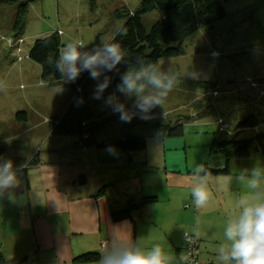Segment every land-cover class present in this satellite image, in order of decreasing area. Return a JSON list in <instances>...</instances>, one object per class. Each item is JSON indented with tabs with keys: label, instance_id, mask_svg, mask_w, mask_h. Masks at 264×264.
<instances>
[{
	"label": "crops",
	"instance_id": "crops-1",
	"mask_svg": "<svg viewBox=\"0 0 264 264\" xmlns=\"http://www.w3.org/2000/svg\"><path fill=\"white\" fill-rule=\"evenodd\" d=\"M8 4L16 5L18 10L16 2L0 0V6ZM16 10L8 15L13 30ZM119 22L118 30L122 25ZM67 51L61 52L65 64L75 58L72 55L64 59ZM10 59L5 67L10 74L29 73L28 67L35 66L30 61L36 63L28 51L24 55V50L20 62L13 53ZM98 66L96 62L88 80L78 81L90 112L89 143L81 135L53 134L47 121L61 117L75 97L76 90L70 82L49 85L42 79L38 81L42 77L39 65L36 76L29 78L26 92H20L12 100L14 94L6 92L5 75H0V264H138L152 260L156 264H182L186 234L193 235L201 245L199 264H264V172L237 184H232L229 178L218 182V177H231V159L224 168L201 175L187 161V154L186 163L180 165L167 149L162 157L156 155V165H148L149 156L110 145L141 138L134 137L138 136L137 130L135 127L130 130L128 125L136 126L132 117L136 118L144 108L150 109L143 100L146 98L150 104L152 97L143 92V98L137 86L159 85L160 79L150 75L144 82H138L135 73L143 75L145 70L128 69L124 79L110 87L102 81L105 67L94 76ZM125 79L134 84L125 86L122 84ZM206 87L203 94L213 89L210 85ZM253 88L261 100L264 87ZM237 92L236 88L224 89L220 97ZM206 97L209 96L202 98ZM213 101L216 104V99ZM20 110H24L26 119L17 120ZM247 115L245 127L233 130L224 120L229 124L228 132L217 136L227 135L223 141L239 138L251 125L255 134L264 133L253 111ZM171 128L170 123L161 125L162 135L148 137L147 146L150 139L176 136L169 134ZM45 140L43 147L41 143ZM220 150L226 158L222 147ZM197 175L210 180L203 188L204 199L196 200L193 232L191 207L183 209L182 204L192 198V188H200L193 183ZM169 186L179 190L172 192ZM166 200L167 206L155 208L156 203ZM126 208H130V216L114 218V212ZM216 212L220 215L217 213L214 219L211 216ZM89 253H94L95 258H80Z\"/></svg>",
	"mask_w": 264,
	"mask_h": 264
},
{
	"label": "rangeland",
	"instance_id": "rangeland-1",
	"mask_svg": "<svg viewBox=\"0 0 264 264\" xmlns=\"http://www.w3.org/2000/svg\"><path fill=\"white\" fill-rule=\"evenodd\" d=\"M5 1L16 2L19 7L29 0ZM141 2L142 0H34L27 4L23 23L18 31L10 29L8 17L11 10H16V5L8 4L7 7L1 5L0 75L2 73L5 75L6 89H8L6 92L14 94L12 100L18 98L20 92H26L29 88L30 76L35 77L38 73L36 70L40 68L38 64L30 61L35 66L28 67L29 73H7L6 70L9 68H5L6 61L11 60L12 53L18 61L15 48L7 43L8 38L12 37L16 40L18 38L16 34H18L20 38L26 40L23 44L25 55V52L29 53L35 39L45 36L50 31L52 33L60 31L57 35L61 39V44L69 50L68 56L64 59L74 55L75 58L71 61H77L80 58L97 60L106 45L114 38L120 25L113 12L124 5L136 11ZM222 2L226 7L227 16L213 28H202L197 34L191 36L184 43L183 54L160 59L146 68V73L143 75L141 72L135 73L138 82H144L152 75L160 79V84H152L151 87L148 84L137 86L143 98L144 93L148 92L152 99L150 104L146 98L143 100L144 106L151 110L144 108L136 118L132 117L136 126L128 125L130 130L136 128L138 136L134 137H144L149 141L148 137L162 135L161 125L170 123L172 128L183 126V134L171 136L165 140L164 138L150 139L146 150L137 151L142 156H149L150 164L147 163L148 165H156L158 163L154 160L156 155L162 157V152L169 149V153L180 165L186 163L187 154L189 158L187 161L201 175L204 172L224 168L227 157L225 158V154L220 150V142L227 135L217 136L220 132H218L219 124L216 121L220 116L231 124V130H233L238 128L240 122L248 119L247 112L253 111L257 124L264 131V95L259 100V93L257 94L256 88L250 85V80L258 83L264 80L262 78L264 77V0H222ZM158 17L157 11L145 14L142 21L146 29L149 30ZM67 52H64V55ZM5 56L9 58L5 59ZM96 62L99 66L94 70V76L104 67L103 62ZM41 79L42 77L38 81ZM125 80L126 82L122 83L125 86L134 84ZM76 83L79 84L77 79ZM215 83L221 85V90L236 88L238 92L217 96L216 104H213L215 98L211 96L212 94L206 98L202 97L208 96L205 94L208 88L206 86L210 85L214 90ZM231 92L234 93L235 90ZM196 100L198 101L195 104ZM190 104L192 106L189 108ZM234 106L240 107L235 109ZM155 126H157L156 129H154ZM224 132H228V129ZM255 135L251 125L239 134L238 139H249ZM218 138H221L220 141L217 140ZM45 142L46 140L41 143V146L44 147ZM20 145L23 146V144ZM230 158L229 167L232 175L231 177L223 176L222 179L218 177V182H224L225 178H229L228 181L237 184L246 182V178L249 181V177H257L264 172V159L256 150L246 158L236 156ZM194 180L193 183L200 188H192L190 190L192 198L190 196L187 201H184L188 203L187 205L182 204L183 209L191 207L189 208L192 214L190 231L193 232L196 225L195 215H197L196 200H201L204 194L203 188L209 185L205 183L210 179L203 180V176L197 175ZM199 180H201L200 183ZM169 189L172 192L179 190L178 187L171 186ZM160 202L156 203V209L167 206V200ZM217 213H213L215 215L211 217L217 218ZM203 218L207 219L206 216ZM199 247L201 248L200 243ZM186 256L187 253L183 259Z\"/></svg>",
	"mask_w": 264,
	"mask_h": 264
},
{
	"label": "trees",
	"instance_id": "trees-1",
	"mask_svg": "<svg viewBox=\"0 0 264 264\" xmlns=\"http://www.w3.org/2000/svg\"><path fill=\"white\" fill-rule=\"evenodd\" d=\"M30 1L34 0L28 2ZM28 2L21 4L14 15L13 27L15 30H19L22 26ZM153 11H157L159 17L148 30L142 21L143 16ZM226 16L227 11L222 0H142L134 12L127 6H123L114 15L117 20L122 21V25L101 54L106 69L102 81L110 87H114L124 79L128 69L144 71L164 57L183 54L186 40L202 28H213L218 21ZM61 45L57 33L39 37L32 44L29 57L41 66L42 79L49 85H60L64 81L73 85L67 75L69 72V75L76 78L77 81L88 80L96 60L80 58L65 64L60 52ZM219 86L220 95H222L224 90H221V85ZM73 87L75 88L74 85ZM16 118L17 120L26 119V113L20 111ZM54 119H58L59 122H49L53 134L81 135L83 121L90 119L84 91L83 94L76 93L66 112L61 117ZM246 123L247 120L241 122L239 127H245ZM88 131H92V128H88ZM181 133L182 125L169 130L170 135ZM220 139L217 140L220 141ZM110 145H120L128 151L146 150L147 139L144 137L125 139L110 143ZM220 146L226 153L227 161L233 156H249L254 150L260 151L264 159V133H257L249 139L234 137L221 140ZM128 204L134 205L131 202ZM128 216H130V208L114 212L116 219ZM80 258H95V254H85ZM156 263V260L138 262V264Z\"/></svg>",
	"mask_w": 264,
	"mask_h": 264
},
{
	"label": "built area",
	"instance_id": "built-area-1",
	"mask_svg": "<svg viewBox=\"0 0 264 264\" xmlns=\"http://www.w3.org/2000/svg\"><path fill=\"white\" fill-rule=\"evenodd\" d=\"M57 34L60 33V31H57L55 32ZM25 40L23 38H20L18 37L16 40L12 37L8 38L7 39V43L10 47H13L15 48V54L18 56V61H21L22 60V53H23V44H24ZM67 50L65 48V46H62L60 47V52H63ZM97 60H102V56H99ZM69 79L71 80V82L73 83V85L75 86V90H76V93L78 94H83V87L81 84H78L76 83V78L72 77L71 75H69ZM250 85L253 86V87H257V86H263L264 87V84H260L258 82H255L253 80H250ZM262 93H264V89L262 91ZM212 94V96L214 98H217V96L220 95V86L219 84H216L214 86V90L212 91H209L207 93V95H210ZM116 112H119V110H115ZM48 122H52L54 121L55 123H58L59 120L58 119H54V118H50L47 120ZM89 124L90 122L88 120H84L83 121V132L81 133V137H82V140L84 142H87L89 143L90 141V134L88 132V128H89ZM218 124H219V132H224L225 130L229 129V124L226 123L224 121L223 118H219L218 119ZM185 242H186V253H187V256L186 258L183 259L182 261V264H199V255H200V247H199V242L198 240L190 235V234H186L185 235ZM106 243V241L103 242V245Z\"/></svg>",
	"mask_w": 264,
	"mask_h": 264
},
{
	"label": "clouds",
	"instance_id": "clouds-1",
	"mask_svg": "<svg viewBox=\"0 0 264 264\" xmlns=\"http://www.w3.org/2000/svg\"><path fill=\"white\" fill-rule=\"evenodd\" d=\"M207 95V94H206ZM208 96H210V95H208ZM212 96V95H211ZM213 97V96H212Z\"/></svg>",
	"mask_w": 264,
	"mask_h": 264
}]
</instances>
